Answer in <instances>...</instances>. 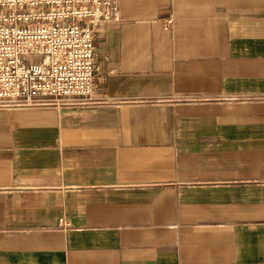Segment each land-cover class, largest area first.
<instances>
[{
	"label": "crops",
	"instance_id": "1",
	"mask_svg": "<svg viewBox=\"0 0 264 264\" xmlns=\"http://www.w3.org/2000/svg\"><path fill=\"white\" fill-rule=\"evenodd\" d=\"M115 2L92 104L0 110V264H264V0Z\"/></svg>",
	"mask_w": 264,
	"mask_h": 264
},
{
	"label": "built area",
	"instance_id": "2",
	"mask_svg": "<svg viewBox=\"0 0 264 264\" xmlns=\"http://www.w3.org/2000/svg\"><path fill=\"white\" fill-rule=\"evenodd\" d=\"M117 16L115 0H0V110L92 104L94 28Z\"/></svg>",
	"mask_w": 264,
	"mask_h": 264
}]
</instances>
